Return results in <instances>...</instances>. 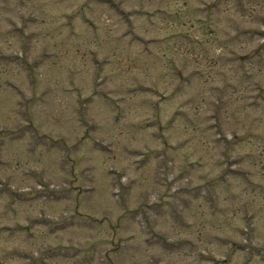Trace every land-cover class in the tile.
<instances>
[{
  "label": "rangeland",
  "instance_id": "obj_1",
  "mask_svg": "<svg viewBox=\"0 0 264 264\" xmlns=\"http://www.w3.org/2000/svg\"><path fill=\"white\" fill-rule=\"evenodd\" d=\"M0 143V264H264V0H0Z\"/></svg>",
  "mask_w": 264,
  "mask_h": 264
}]
</instances>
